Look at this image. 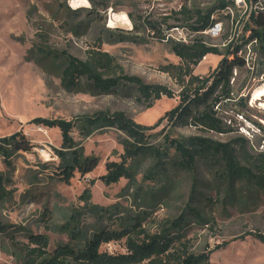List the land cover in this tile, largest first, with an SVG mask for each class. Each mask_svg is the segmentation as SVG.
I'll return each mask as SVG.
<instances>
[{"label": "rangeland", "instance_id": "obj_1", "mask_svg": "<svg viewBox=\"0 0 264 264\" xmlns=\"http://www.w3.org/2000/svg\"><path fill=\"white\" fill-rule=\"evenodd\" d=\"M215 1L0 0V138L18 132V139L30 145L26 151H10L8 164L0 156V223L4 225L0 264H38L64 247L82 249L94 230H119L121 219L134 215L144 216L141 227L150 235L186 217L179 232L190 252L211 251L210 264H264V243L253 237L257 232L264 234V180L259 185L255 182V165L264 157V96L252 99L264 84V59L254 50L255 43L243 46L246 64L233 72L232 98L215 106L227 131H206L190 120L178 126L162 120L147 133L150 143L164 151L163 158L159 162L152 156L129 159L127 165L133 170L129 182L120 178L105 185L99 179L107 161L121 160L123 149L116 129L96 130L87 137L73 133L83 153L97 164L85 175L75 172L66 184L58 178V129L31 122L36 117L73 120L96 111H122L137 123L155 125L178 103V93L191 85V77L209 76L222 55L208 54L206 60L190 66L171 52L166 40L155 38L152 29L134 32L130 14L136 20L146 17L161 22L165 18L162 31L188 42L197 34L178 26L184 21L176 11L185 3L205 9ZM225 1H233L234 6L215 11L214 31L201 32L208 45L223 53L229 42L242 43L247 37L244 25L250 8H264V0H258L257 7H250L249 0ZM168 24L173 26L166 29ZM125 34L135 40L119 41L117 36ZM97 46L112 55L123 73L145 83L166 85L175 96H163L145 107V101L130 88L98 93L86 81L78 90L62 88V61H53L45 50L85 59ZM166 135L169 139L200 135L230 143L240 165L249 167L254 176L229 184L222 179L221 166L204 158H197L194 169L185 171L176 165L179 157ZM189 208L201 218L194 219ZM30 235L47 237L42 257L38 251H29L39 249ZM99 251L127 253L126 237L102 243ZM73 261L65 258L63 264H79Z\"/></svg>", "mask_w": 264, "mask_h": 264}, {"label": "trees", "instance_id": "obj_2", "mask_svg": "<svg viewBox=\"0 0 264 264\" xmlns=\"http://www.w3.org/2000/svg\"><path fill=\"white\" fill-rule=\"evenodd\" d=\"M196 0H194L195 2ZM257 0H253L256 2ZM234 6L233 1L216 0L208 8L200 9L195 3L188 6L186 3L176 11L182 25L194 32L195 35L188 42L177 41L162 31L164 21H151L143 17L136 20L130 14L133 22V30L137 33H145L147 29L154 31L155 38L166 40L171 52L183 62L190 66H196L206 55H222L213 72L207 77H191V85L184 86L178 93L179 101L171 109L167 110L155 125L146 126L135 122L122 111H96L93 114H84L73 120L62 118L36 117L31 122L47 128L58 129L61 137V149H56L60 160L58 178L68 184L74 177L75 172L85 175L97 164L94 157L83 153L79 142L73 133L87 137L96 130L114 128L120 133L118 143L122 146L123 153L120 161H107L105 163L106 172L99 176V179L109 185L116 183L120 178L132 180L133 170L127 161L137 157L152 156L156 162L160 161L164 151L157 148L149 141L148 130L154 129L162 120H167L169 125H182L190 120V124L206 131L224 133L227 128L223 125L218 116V107L224 100L230 99L232 93L233 72L236 68L245 66L246 61L241 55L243 46L252 40H256L254 50L264 59V8L251 10L244 25L247 37L242 43L229 42L224 53L214 45H208L203 39L202 33L213 27L215 19L213 14L226 7ZM179 20V19H177ZM173 25H166V29ZM119 41L135 40L128 34L118 35ZM42 51L41 53H43ZM47 57L53 61L61 60L60 85L68 91L78 90L83 81L98 93H112L127 88L133 89L138 99L145 101V107H150L156 100L163 96L173 98L174 92L163 84L145 83L136 75L123 73L117 66L110 53L97 46V49L89 51L85 59H80L74 55L61 52L45 50ZM264 70V69H263ZM19 133L15 132L9 136L0 138V156L8 164L7 157L10 151L28 150L29 144L24 139H18ZM169 146L173 147L179 159L176 165L185 171H192L197 158H204L210 162H216L221 166V176L224 181L232 184L235 180H250L254 173L249 167L240 165L236 149L230 143H221L209 137L200 135L174 139L165 137ZM243 146V144H241ZM243 148V147H242ZM256 184H262L264 180V157L257 165ZM3 188V176L0 174V190ZM85 195L89 196L86 190ZM194 219L201 217L195 210ZM144 216L134 215L123 217L119 230H106L98 228L92 232L90 238L84 242L82 249H71L64 247L59 249L49 258H42L38 264H63L65 258H71L74 263L79 264H210L209 255L211 251L192 253L189 251V244L185 241L184 235L179 232L186 224L184 220H172L169 227L160 233L148 234L141 227V220ZM67 228V226L65 227ZM4 230V225L0 223V232ZM126 237L127 253L108 254L99 251L102 243L111 240H118ZM253 237L264 243V234L257 232ZM31 242L39 245V249H30L34 253L38 251V256L45 254L48 241L46 236H29ZM78 238V236L76 237Z\"/></svg>", "mask_w": 264, "mask_h": 264}, {"label": "built area", "instance_id": "obj_3", "mask_svg": "<svg viewBox=\"0 0 264 264\" xmlns=\"http://www.w3.org/2000/svg\"><path fill=\"white\" fill-rule=\"evenodd\" d=\"M249 2H250V7L253 5V6H255V7H257V3H258V0L256 1V2H253V0H249ZM230 8V7H229ZM251 10H253L252 8H250V11ZM254 10H257V9H254ZM249 11V12H250ZM248 16V15H247ZM215 25H213V27H211L210 29H208L207 31H209V33L211 32V31H214V29H215ZM173 39H175V40H177V41H184V42H187V40L186 39H184V38H181V37H174ZM256 44V40H252V41H250V42H248L247 44H249V46L251 45V44ZM246 46V45H245Z\"/></svg>", "mask_w": 264, "mask_h": 264}, {"label": "bare ground", "instance_id": "obj_4", "mask_svg": "<svg viewBox=\"0 0 264 264\" xmlns=\"http://www.w3.org/2000/svg\"><path fill=\"white\" fill-rule=\"evenodd\" d=\"M209 56V55H208ZM207 55L202 59L206 60ZM264 96V84L261 85V87L257 88L253 94H252V99L253 100H260Z\"/></svg>", "mask_w": 264, "mask_h": 264}]
</instances>
